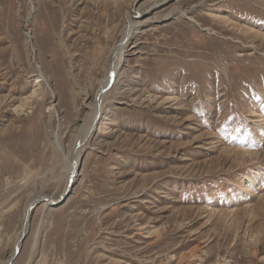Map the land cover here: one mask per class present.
Here are the masks:
<instances>
[{
  "label": "rangeland",
  "instance_id": "374dc122",
  "mask_svg": "<svg viewBox=\"0 0 264 264\" xmlns=\"http://www.w3.org/2000/svg\"><path fill=\"white\" fill-rule=\"evenodd\" d=\"M133 1L0 0V264L89 125L13 264H264V0Z\"/></svg>",
  "mask_w": 264,
  "mask_h": 264
},
{
  "label": "bare ground",
  "instance_id": "6f19581e",
  "mask_svg": "<svg viewBox=\"0 0 264 264\" xmlns=\"http://www.w3.org/2000/svg\"><path fill=\"white\" fill-rule=\"evenodd\" d=\"M135 1L136 0H134L132 2V4H134ZM119 8H117V9L120 11L121 8L120 9ZM146 8H148V7H146ZM141 10L142 9H136V11H134V12L128 11L127 14L125 15L126 26H125V29H124V31L122 33V38L120 39L119 43L117 45H115L114 48H113V54L115 56H114L113 62L111 63L112 71H111L110 75H108V73H107L106 75H104L103 79L100 80L99 86H98V88H97V90L95 92L96 93L95 99L92 102V104H90V106H91L90 110H91V114H92L93 120H96V118L99 116V113L102 112V106H103V104H105L104 102H105L106 89L110 85L112 80L115 79V77L117 75L118 68H119L118 67L119 66V61L121 59V56L124 54L125 46L128 43V41L131 39V37L133 36L134 25L138 23L135 19H137V17L142 16L141 15ZM113 11H115V10H113ZM92 128H93L92 125L87 126L84 129V131H83V135H82V136H84L83 139L79 138L78 144L76 143L77 145L75 144V146H74L75 153H74V158H73V160H71V164L69 165L66 188L68 187L70 181L72 179H74L75 173H77V168L76 167H77V164H79V157H80L81 151L84 148V145L86 144L85 143L86 140L89 138L90 134L92 133ZM57 140L58 139H56L54 143H55L56 146H60V145L57 144L58 143ZM242 154H244V155L249 154L250 155V153L249 152L247 153L246 151L243 152ZM77 175H78V173H77ZM63 194H65V192H63ZM36 199L30 201L26 205L25 210H24V214H23V223H22V226H21L20 230L18 231V233L16 235L15 242H14V248L12 250V253H11V255L9 257H7L3 261L2 264H8L9 261H10L11 256L14 254L13 252L16 251V248L19 245L20 237L26 231V217H27V213L29 212L30 206L32 205V203ZM49 202H55V200L51 199V198H47V202L44 203L45 207L48 206Z\"/></svg>",
  "mask_w": 264,
  "mask_h": 264
},
{
  "label": "water",
  "instance_id": "95a60500",
  "mask_svg": "<svg viewBox=\"0 0 264 264\" xmlns=\"http://www.w3.org/2000/svg\"><path fill=\"white\" fill-rule=\"evenodd\" d=\"M112 71V69H111ZM110 71V73H111ZM112 83V82H111ZM110 83V84H111ZM107 90V89H106ZM99 116L96 118L95 122H94V125L95 123L97 122ZM77 170H79L80 168V163L77 164ZM77 173H75V176H76ZM74 180L72 179L71 182H70V185H69V188L67 190V192L64 194L63 197L60 198L59 201H56V202H49L48 203V206H51V207H57L59 205H61V203H63L70 195L71 193V189L73 187V183ZM47 202V198H44V197H41V198H37L33 203L32 205L30 206V209H29V212L27 213V217H26V231L21 235L20 237V241H19V245L18 247L16 248V251L14 252V254L11 256L10 258V261L8 264H13L14 261L16 260L17 256L20 254L21 252V249H22V246H23V241L25 239V237L27 236V234L29 233V229H30V217H31V213H32V210L34 208H36L38 205H40L41 203H46Z\"/></svg>",
  "mask_w": 264,
  "mask_h": 264
}]
</instances>
